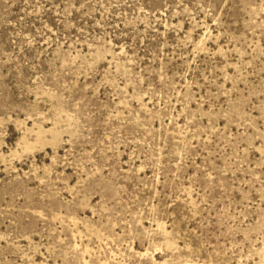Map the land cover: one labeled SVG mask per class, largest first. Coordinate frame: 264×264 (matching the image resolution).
Masks as SVG:
<instances>
[{
    "label": "rangeland",
    "instance_id": "obj_1",
    "mask_svg": "<svg viewBox=\"0 0 264 264\" xmlns=\"http://www.w3.org/2000/svg\"><path fill=\"white\" fill-rule=\"evenodd\" d=\"M0 264H264V0H0Z\"/></svg>",
    "mask_w": 264,
    "mask_h": 264
}]
</instances>
